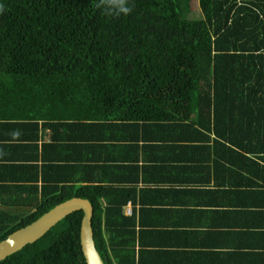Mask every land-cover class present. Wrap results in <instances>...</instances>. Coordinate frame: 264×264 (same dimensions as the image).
<instances>
[{"label": "trees", "instance_id": "obj_1", "mask_svg": "<svg viewBox=\"0 0 264 264\" xmlns=\"http://www.w3.org/2000/svg\"><path fill=\"white\" fill-rule=\"evenodd\" d=\"M188 1L126 0L131 13L112 15L102 0H0V102L44 105L62 119L71 109L75 118L88 110L93 119L156 122L189 113L192 126L232 143L223 152L232 162L246 160L264 176V0H199L204 30L181 16ZM103 196L101 188L74 187L31 214L0 209V243L83 198L94 206L104 263L134 264L132 226ZM83 218L68 216L0 264H87Z\"/></svg>", "mask_w": 264, "mask_h": 264}, {"label": "crops", "instance_id": "obj_2", "mask_svg": "<svg viewBox=\"0 0 264 264\" xmlns=\"http://www.w3.org/2000/svg\"><path fill=\"white\" fill-rule=\"evenodd\" d=\"M70 112L0 102L1 210L101 188L132 226L134 264H264V176L223 154L228 139L181 111L163 122Z\"/></svg>", "mask_w": 264, "mask_h": 264}, {"label": "water", "instance_id": "obj_3", "mask_svg": "<svg viewBox=\"0 0 264 264\" xmlns=\"http://www.w3.org/2000/svg\"><path fill=\"white\" fill-rule=\"evenodd\" d=\"M84 212L81 227V246L87 264H105L94 239L93 204L83 198L68 200L43 215L31 225L18 230L0 243V263L11 255L42 239L60 222L76 212Z\"/></svg>", "mask_w": 264, "mask_h": 264}, {"label": "rangeland", "instance_id": "obj_4", "mask_svg": "<svg viewBox=\"0 0 264 264\" xmlns=\"http://www.w3.org/2000/svg\"><path fill=\"white\" fill-rule=\"evenodd\" d=\"M181 16L192 21L199 30H204L205 23L199 0H189L186 7L180 9Z\"/></svg>", "mask_w": 264, "mask_h": 264}, {"label": "clouds", "instance_id": "obj_5", "mask_svg": "<svg viewBox=\"0 0 264 264\" xmlns=\"http://www.w3.org/2000/svg\"><path fill=\"white\" fill-rule=\"evenodd\" d=\"M104 10L112 15L129 14L132 9L127 6L126 0H102Z\"/></svg>", "mask_w": 264, "mask_h": 264}]
</instances>
